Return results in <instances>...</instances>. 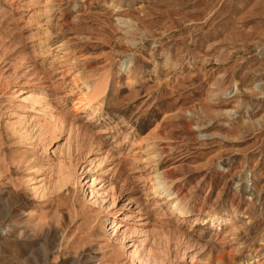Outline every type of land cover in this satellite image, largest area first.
I'll return each mask as SVG.
<instances>
[{"label": "rangeland", "instance_id": "1", "mask_svg": "<svg viewBox=\"0 0 264 264\" xmlns=\"http://www.w3.org/2000/svg\"><path fill=\"white\" fill-rule=\"evenodd\" d=\"M0 264H264V0H0Z\"/></svg>", "mask_w": 264, "mask_h": 264}, {"label": "bare ground", "instance_id": "2", "mask_svg": "<svg viewBox=\"0 0 264 264\" xmlns=\"http://www.w3.org/2000/svg\"><path fill=\"white\" fill-rule=\"evenodd\" d=\"M154 187H155V189H156V192L159 190H161L162 192L164 191V192H167V189H166V187H165V184H163L162 183V181H157L156 183H155V185H153ZM170 196V195H169ZM173 197H169V199H172ZM178 204V203H177ZM177 205L175 204L174 205V207H176ZM179 212L180 213H182L183 214V211L182 210H179ZM109 225V224H108Z\"/></svg>", "mask_w": 264, "mask_h": 264}]
</instances>
